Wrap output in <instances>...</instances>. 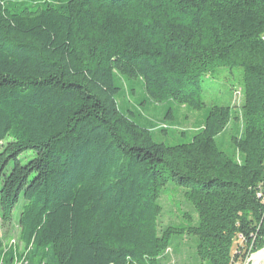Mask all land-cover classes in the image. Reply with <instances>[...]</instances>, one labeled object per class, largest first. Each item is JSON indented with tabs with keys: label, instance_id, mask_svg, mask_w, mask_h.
Returning <instances> with one entry per match:
<instances>
[{
	"label": "trees",
	"instance_id": "trees-1",
	"mask_svg": "<svg viewBox=\"0 0 264 264\" xmlns=\"http://www.w3.org/2000/svg\"><path fill=\"white\" fill-rule=\"evenodd\" d=\"M220 67L243 69L244 103L188 142L117 100L124 78L201 111ZM0 147V264H161L185 235L206 264L245 261L264 248V0H0ZM169 184L197 224L160 230Z\"/></svg>",
	"mask_w": 264,
	"mask_h": 264
},
{
	"label": "rangeland",
	"instance_id": "rangeland-1",
	"mask_svg": "<svg viewBox=\"0 0 264 264\" xmlns=\"http://www.w3.org/2000/svg\"><path fill=\"white\" fill-rule=\"evenodd\" d=\"M243 81V69L240 67L232 69L220 67L212 75L205 76L203 85L206 106L201 111H192L184 105L171 101L152 102L148 99L142 82L124 78H121L122 89L117 100L124 112L132 111L134 119L150 129L156 141L176 144L190 141L192 136L200 131L203 120L213 106L224 105L235 110L239 109L245 98ZM169 109L172 110L173 119L167 118ZM230 133L231 131L223 139L224 148L229 150L231 148L227 141L230 139ZM29 155L33 156V154ZM23 159L25 158L23 157ZM22 204L23 199L15 209L17 217L12 225L3 230L6 242L12 241V245L17 246L20 252L24 248L19 241L20 226L18 221ZM160 204L162 206V214L159 218L160 230L170 225L187 226L190 223H198V214L182 188L169 184L161 193ZM197 245L198 240L194 236H176L170 248L162 256L161 264H206L198 255ZM255 253L247 254L245 261L241 260L235 264H246L247 260ZM256 263V261L250 262V264ZM260 263L264 264V260Z\"/></svg>",
	"mask_w": 264,
	"mask_h": 264
},
{
	"label": "built area",
	"instance_id": "built-area-1",
	"mask_svg": "<svg viewBox=\"0 0 264 264\" xmlns=\"http://www.w3.org/2000/svg\"><path fill=\"white\" fill-rule=\"evenodd\" d=\"M258 196L261 197L263 199V201H264V184L259 187ZM237 241L242 244V242L245 241L244 234L239 233L238 236H237ZM248 254H250V250H248Z\"/></svg>",
	"mask_w": 264,
	"mask_h": 264
},
{
	"label": "water",
	"instance_id": "water-1",
	"mask_svg": "<svg viewBox=\"0 0 264 264\" xmlns=\"http://www.w3.org/2000/svg\"><path fill=\"white\" fill-rule=\"evenodd\" d=\"M262 260H264V248L261 249L260 251L256 252L255 254H253L246 262V264H250V262L252 261H256L261 262Z\"/></svg>",
	"mask_w": 264,
	"mask_h": 264
},
{
	"label": "bare ground",
	"instance_id": "bare-ground-1",
	"mask_svg": "<svg viewBox=\"0 0 264 264\" xmlns=\"http://www.w3.org/2000/svg\"><path fill=\"white\" fill-rule=\"evenodd\" d=\"M256 264H262V263L258 262V263H256Z\"/></svg>",
	"mask_w": 264,
	"mask_h": 264
}]
</instances>
